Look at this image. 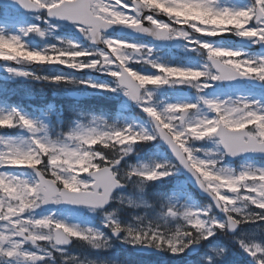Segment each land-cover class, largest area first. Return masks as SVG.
I'll use <instances>...</instances> for the list:
<instances>
[{"label":"snow or ice","instance_id":"1","mask_svg":"<svg viewBox=\"0 0 264 264\" xmlns=\"http://www.w3.org/2000/svg\"><path fill=\"white\" fill-rule=\"evenodd\" d=\"M8 2L25 11L43 12L49 19L70 22L94 45H105V51L82 50L75 44L64 49L32 50L22 37L32 33L43 36L44 33L37 26H29L20 29L22 35L0 34V61L61 65L73 71L106 73L114 78V88L86 81L80 83L106 92L122 91L141 107L154 129L153 134H148L132 127L100 130L78 124L63 142H55L47 134L39 135L45 132L43 124L16 109L0 115V128H19L29 134L19 143L0 139L3 146L0 169H30L34 174L31 180H26L0 172V264H13L17 259L25 264H43L53 252L63 255V246L73 240L93 249L110 247V241L99 231L82 230L53 216L36 219L32 213L43 205L62 204L94 212L109 204L113 191L129 181L142 185L173 175L175 166L167 163H157L152 168L129 167L120 174L118 166L130 155L134 145L157 138L167 144L179 165L195 178L214 206L224 214V221L209 216L211 207L199 211L169 205L165 217L182 221L180 227L170 232L166 228L161 230L160 226L138 229L122 226L114 213L106 214L104 227L122 243L179 256L193 245L210 239L218 230L227 233L240 225L264 221V169L234 173L218 168L217 160L198 158L196 152L199 149L191 147L194 141L211 139L221 151L207 155L222 158L264 153V106L244 98L212 100L200 96L199 104H169L160 109L153 105L152 93L147 91L149 88L188 85L199 96L214 82L236 79L264 82V58H242L244 54L240 51L217 48L193 38V34L211 38L234 34L264 44V0H254L253 6L246 10L221 7L219 0ZM145 10L150 14L144 15ZM157 14L166 15L170 23L158 19ZM145 21L151 26L145 27ZM112 26H123L159 41L183 39L193 46L192 50L205 53L207 63L200 70L155 63L147 58L152 55L151 48L105 39L103 32ZM130 64H148L158 74H142L130 68ZM6 71L15 77L42 79L57 85L73 83L59 75L38 77L12 68ZM201 106L212 115L191 119L193 113L201 111ZM247 209L252 211L249 213ZM237 243L254 258L261 253L257 245L249 246L242 240ZM26 244L36 248L37 252L25 249ZM257 264H264V259L258 260Z\"/></svg>","mask_w":264,"mask_h":264},{"label":"rangeland","instance_id":"2","mask_svg":"<svg viewBox=\"0 0 264 264\" xmlns=\"http://www.w3.org/2000/svg\"><path fill=\"white\" fill-rule=\"evenodd\" d=\"M235 1L236 0H224V2H226L227 4H233L235 3ZM220 6L227 7V5H223L221 3ZM252 6L253 4H249L248 0H243L241 3L238 4V6L227 7V8L232 10H246ZM20 20H21L20 16H16V14L12 13V11H9L7 9L0 10V34H3L5 36L20 35L18 33L21 32L20 29L22 28L19 27V25L17 24ZM52 29L53 31L56 30L54 28ZM42 32L44 33L45 37L47 36L46 38L53 36L55 37V35H53L51 31H45V32L42 31ZM38 35L39 34L37 33H32L29 34L28 36L33 37L30 39L42 38V36L40 35L38 36ZM175 40H179V39H175ZM55 43L56 45L54 48H60V49L67 48L69 45L73 44L71 41H68L65 38H61V39L59 38L55 41ZM221 44L223 45L222 48L238 51L232 49L231 47L232 44L230 43V41L229 42L222 41ZM143 47L150 48L147 46H143ZM151 49L153 50L152 55L147 58L156 63L154 57L155 55L159 54L160 51H157L154 48ZM179 50L181 49L179 48ZM242 53L244 54L242 58L253 59V60L264 58V55H246L244 52ZM129 67L133 68L134 70L140 73L141 70L143 69L144 71L145 69H149V71H155L148 64H130ZM185 68H189V67H185ZM6 69L7 67L0 66V101L2 102L11 101L12 103L10 105L16 107L13 109L20 111V109L18 108L22 105V101H27L26 102L27 108H32L34 111H36L38 110V108L31 104L30 101L32 100L36 101L47 98L54 99L61 97L72 99L71 97H73L74 107L69 109L71 111L69 112V116L65 121L61 118V114L56 113L55 106L49 105L46 108L47 111L46 114L48 115H45V119L38 118L37 121L38 123H41L45 126V132L40 133L39 134L40 136L47 134L49 139L55 142H63L64 138L73 129H75L78 124H82L84 126L97 127L100 130H106L108 128H113V127L117 129L132 127L135 131H140L141 129H143L148 134H153L149 128V125L146 122H141L140 119L134 118L132 116L129 117L126 115V118L122 116V114H124L125 111L127 110L126 106L123 108V110H121L120 112L121 115L119 114V116L113 120H109L106 116H97V115L89 114L87 112L78 111L76 109L77 105L74 104V102H76L79 97H84L87 95H100V91H102L100 89L88 87L87 84H81L80 81L107 85L108 87L114 88L115 87V83L113 81L114 78L111 77L110 75L106 74L107 77L110 79L108 83H101V81L98 83L97 80L84 78L80 74L70 75L63 72H57V71L54 72L45 69H42L40 71L38 70L29 71L25 67H21V66L18 68H12L15 70L30 72L38 77H52L59 75L65 77L67 80L73 81V83L71 84L57 85V84L48 83L42 79L15 77L10 75L6 71ZM146 73H147L146 75L158 74V73L149 74L148 71H146ZM142 74L145 73L142 72ZM161 88H165V92L167 94L164 95H169L172 98L174 97L173 95H177L180 97V100L178 102H174V101L167 102L166 99L161 100L164 95L160 94L159 89L149 88L147 91L152 93L153 105L160 109H162L163 107L169 104H180V103L199 104L200 96L212 100H226V99L234 100L237 98H244L249 101H257L260 104L262 99V94L260 93L247 91L248 95H245L243 89H231V88L225 89L223 87H220L217 82L212 83V86L206 89L199 96L196 90L188 85L164 86ZM223 89H225L223 94L218 95ZM171 91H173L174 93H172ZM207 91H210V95L206 94ZM103 92L106 93L105 95L108 97V99H112L115 102L121 101L125 105L128 104L127 102L128 100L126 99V96L123 95L122 91L118 90L116 92H106V91ZM158 99L164 102L160 101V103H157ZM158 104H160V106ZM261 105L264 106V103H262ZM20 112L23 114L22 111ZM7 113L5 110V106L0 104V115ZM205 114L209 116L212 115L211 113H207V110L204 109L203 106H201V111L197 113H193L190 118L197 119ZM25 116L29 117L28 115ZM29 118L34 120V117H29ZM93 121H95V123H93ZM16 129L19 130V132L17 135L14 136L6 135L4 134L3 131L0 130V139H3L5 141L14 140L17 143L26 140V138L29 135L26 131H23L19 128H12L8 130L15 131ZM137 146L138 144L134 145L130 155L125 158L126 159L125 162L122 164L121 168L119 169L121 175H123V173L129 169V167L140 168L147 166L148 168H152L157 163H161V164L171 163L168 160L166 161V159L164 158L162 154L163 151L160 149L161 148L160 144L156 143V139L148 143V147H149L148 151H150V154L144 160H141L138 154L135 152ZM191 147L193 149H199V151L196 152L198 158L206 159V160L207 159L217 160L218 168L227 169L234 173H239L245 169H264V166H259L250 161L237 162L235 163L237 166L233 167L225 162L224 156L221 158L218 155H207L210 153L216 154L221 151V149L217 147V144L214 142V140L211 139H206L204 141H194L192 142ZM2 149L3 146L0 145V150ZM0 171L2 170L0 169ZM180 175H181L180 172L175 169L173 175L163 180L150 182L142 185L134 181H129L127 182V184L130 186L129 190L125 193L118 194L117 196H115L113 205L107 211L98 214L89 209H86L87 215H89L93 221L97 222L98 227H93L89 223L80 225L79 223L73 222V225L78 226L82 230L91 228L94 231H99L103 233L104 236L110 241V247L106 249H93L86 244H82L77 240H73L75 242V245L73 248V255H71V259L72 257H76V259L75 260L72 259V264H225L226 261H231L230 264H257L258 260L264 259V221H259L257 223H251V224H244L241 231L235 237L232 238L228 237L226 233L220 232L218 230L216 234L212 236L210 239L201 242L204 243L203 250L197 256H194L192 258L187 257L186 251L179 256H173L168 252L160 251L163 255L161 257H158L159 259H157L156 257H146V258L135 257L130 255V253L135 255L132 250L135 248H140V246L133 247L130 244L122 243L121 239L113 240V238L110 237L111 230L104 227V216L106 214L114 213L118 223H120L122 226L132 227L134 229L147 228L148 226H160L161 230L166 228L168 231L172 232L177 227H180L182 221H180L178 218L177 219L168 218L165 217L164 215L169 205H175L176 207L179 208L189 209L187 208L188 204H183L181 202L182 195H180V193L178 194L175 191V192H171L170 194H166L165 196H162L160 193H155L152 191L151 196L153 197V200L152 198L148 197L149 196L148 189L150 187H153L154 185L158 184L159 185L158 188H159L160 186L163 185L160 183L166 180L175 179L176 184L173 185L174 188L176 187L177 190H178V186L181 188L180 184H182V180H180ZM22 179L27 180L26 177H22ZM189 194L191 195L190 192ZM208 208L209 206L205 205L201 211H204ZM36 210L38 209H35L34 210L35 212H33L32 214V216L36 219L47 216H53L54 219L58 221H63L71 225L64 218V217L68 218L69 215H65L64 217H61V213H59L58 211L40 213ZM246 211L250 213L252 210L247 209ZM73 213L82 214L83 211L78 210V211H74ZM209 216H214L217 221L220 222L224 221L221 217L215 214L213 209L209 213ZM241 240L246 245L259 246L261 248V253H258L257 257L255 258L250 256L247 252L243 250L240 244L237 243V241H241ZM112 251H113L112 255L108 254V252H112ZM104 253L108 256H105ZM62 264H71V263L64 260Z\"/></svg>","mask_w":264,"mask_h":264},{"label":"water","instance_id":"3","mask_svg":"<svg viewBox=\"0 0 264 264\" xmlns=\"http://www.w3.org/2000/svg\"><path fill=\"white\" fill-rule=\"evenodd\" d=\"M1 5L3 6H7V7H10L16 11H20L22 13H26V14H33V15H37V14H41L43 12H30V11H25L24 9L14 5V4H11L8 2V0H3V2H0ZM159 16V14H157ZM47 19H49L47 17ZM53 22H60V23H66V24H71L70 22L68 21H62V20H57V19H49ZM117 27V26H115ZM115 32H118V31H115ZM135 35H139V36H146V38H148L149 40L151 41H159V40H156L154 37L150 36V35H146V34H141V33H138V32H135ZM247 40V39H246ZM246 46V42L243 40V41H239L237 42V46ZM264 48V47H263ZM1 64L3 65H6V66H12L14 65L15 63L13 62H4V61H0ZM36 66V67H49V68H56V69H63V67L59 66V65H37V64H34L33 67ZM250 81H253L254 84H257V81L256 80H251L249 79ZM236 82H239L237 79L234 80ZM232 82V81H231ZM132 103H135L133 101H131ZM154 125V124H153ZM162 144L164 145V147L167 149V151L175 158V156L173 155V153L171 152L170 148L167 146L166 143H164L162 140H161ZM249 154H252V155H260V156H264V153H249ZM176 160V158H175ZM177 161V160H176ZM177 163L179 164V162L177 161ZM181 166V165H180ZM181 168L183 169L184 173H185V176L186 178L189 180L190 184L198 191L199 195L202 196V197H206L208 198L212 204L214 205L213 201L211 200V198L205 193L203 192V190L199 187V185L196 183V180L195 178L186 170L184 169L182 166ZM45 207H49V206H52V205H44ZM64 206V205H63ZM70 206V205H68ZM106 206V205H105ZM215 207V206H214ZM216 211L221 214V215H224L218 208H216ZM239 227L237 229H235L234 231L232 232H228L229 235H234L237 231H238ZM116 237V236H115ZM201 248V245H194L192 246L189 250H188V255L190 256H193L195 254H197L199 252ZM139 253H148V254H154L156 253V251L150 249V248H142L141 250H138Z\"/></svg>","mask_w":264,"mask_h":264},{"label":"flooded vegetation","instance_id":"4","mask_svg":"<svg viewBox=\"0 0 264 264\" xmlns=\"http://www.w3.org/2000/svg\"><path fill=\"white\" fill-rule=\"evenodd\" d=\"M25 249H27L28 251H31V252H37V249L32 247L30 244H26L25 245ZM72 251V254H73V245L72 247L69 249V250H66V249H63V252H71ZM37 254H41L43 255V253H37ZM53 256L56 258L55 260V263L53 264H61V260H60V253H57V252H53ZM50 261L48 259H46L43 264H49ZM13 264H25V262L23 260H20V259H17V261L13 262Z\"/></svg>","mask_w":264,"mask_h":264},{"label":"trees","instance_id":"5","mask_svg":"<svg viewBox=\"0 0 264 264\" xmlns=\"http://www.w3.org/2000/svg\"><path fill=\"white\" fill-rule=\"evenodd\" d=\"M100 99V98H99ZM101 100V99H100ZM101 102V108H103L104 110L110 111V112H114L115 111V107H114V103H112L110 100L109 101H100ZM92 108H94L95 110H99L101 108H98V105H94Z\"/></svg>","mask_w":264,"mask_h":264}]
</instances>
